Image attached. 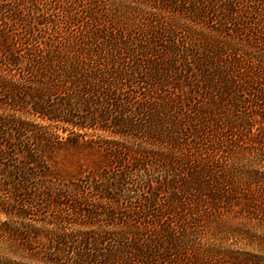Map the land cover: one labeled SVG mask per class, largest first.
<instances>
[{"label":"rangeland","instance_id":"obj_1","mask_svg":"<svg viewBox=\"0 0 264 264\" xmlns=\"http://www.w3.org/2000/svg\"><path fill=\"white\" fill-rule=\"evenodd\" d=\"M73 2L0 0V55L25 28L39 39L53 24L63 26L67 7L83 16L86 0ZM41 19L45 24H37ZM204 37L214 51L226 46L223 63L208 78L201 64L167 67L163 90L144 89L154 101L143 134L59 130V144L39 164L21 167L25 180L10 195L0 191V264H50L53 256L73 264L67 256L89 231L126 229L130 237L160 226L185 243L175 264H264V81L251 78L245 56L257 51L214 33ZM125 95L144 101L127 88ZM4 115L13 112L0 105V120ZM3 175L1 189L9 180ZM60 240L70 248H57Z\"/></svg>","mask_w":264,"mask_h":264},{"label":"trees","instance_id":"obj_2","mask_svg":"<svg viewBox=\"0 0 264 264\" xmlns=\"http://www.w3.org/2000/svg\"><path fill=\"white\" fill-rule=\"evenodd\" d=\"M86 2L83 16L67 7L63 26L53 24L51 32L39 39L25 28L23 36L11 42L13 49L0 55V105L13 112L0 120V164L5 173L0 175L9 179L0 188L4 195L25 180L21 167L39 164L37 159L59 144V130L98 128L122 137L145 131L153 112L148 103L154 99L149 100L151 93L144 89L153 90L152 94L163 90L167 67L186 71L201 64L208 78L210 70L223 63L220 57L226 46L214 51L210 38L204 37L207 33L256 50L257 57L245 54L247 72L264 81V0ZM37 24L45 22L41 19ZM125 88L144 101L131 102ZM15 178L18 182L12 185ZM8 195L3 196V204ZM4 206L5 211L12 208V204ZM116 216L114 210H107L110 220ZM129 236L126 229L114 234L89 231L82 248L67 258L73 264H175L174 256L183 255L185 243L168 226L139 229ZM108 242L117 246L101 249ZM56 245L70 248L61 240ZM58 260L53 256L49 263L60 264Z\"/></svg>","mask_w":264,"mask_h":264}]
</instances>
